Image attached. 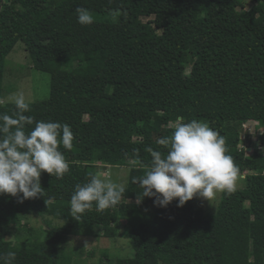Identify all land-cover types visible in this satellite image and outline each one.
I'll list each match as a JSON object with an SVG mask.
<instances>
[{
    "label": "trees",
    "instance_id": "16d2710c",
    "mask_svg": "<svg viewBox=\"0 0 264 264\" xmlns=\"http://www.w3.org/2000/svg\"><path fill=\"white\" fill-rule=\"evenodd\" d=\"M250 3L0 0V98L6 57L21 42L32 67L51 77L48 97L30 101L25 114L67 123L74 134L70 151L60 146L70 171L62 179L42 173L44 196H0V255L15 252L13 264H91L83 248L68 247L70 236L112 239L123 218L136 220L133 253L114 264H264V0ZM77 8L94 23L79 24ZM14 110L0 104V112ZM178 116L218 131L245 174V187L222 192L212 214L194 198L183 207L137 203L142 188L133 180L151 166L147 149L167 154L156 141L172 134ZM247 122L261 128L256 142ZM107 165L128 166L126 192L117 206L94 204L75 220V186ZM23 214L45 226L32 234ZM13 225L26 235L8 238ZM92 264L112 263L103 254Z\"/></svg>",
    "mask_w": 264,
    "mask_h": 264
},
{
    "label": "clouds",
    "instance_id": "9594fccd",
    "mask_svg": "<svg viewBox=\"0 0 264 264\" xmlns=\"http://www.w3.org/2000/svg\"><path fill=\"white\" fill-rule=\"evenodd\" d=\"M77 22L82 26L94 23L90 11L76 9ZM11 101L15 110L11 115L0 112V196L14 197L18 202L44 196L41 175L46 172L62 179L70 171L69 162L60 150L73 148L74 134L67 123L36 120L31 115L30 102L24 92L0 98V104ZM243 124L247 133L248 126ZM30 130L26 131L27 127ZM251 134V133H250ZM252 135V134H251ZM156 143L167 150L149 147L151 166L133 182L142 188V198H153L155 206L166 208L174 200L177 207L195 197L211 200L218 192L235 191L238 181L245 177L227 154L225 138L208 123L195 119L185 122L178 116L172 134L158 138ZM126 186L92 175L87 183L77 184L70 198V213L80 221L93 205L98 211L115 207L120 202ZM15 252L0 255L2 264H13Z\"/></svg>",
    "mask_w": 264,
    "mask_h": 264
},
{
    "label": "rangeland",
    "instance_id": "374dc122",
    "mask_svg": "<svg viewBox=\"0 0 264 264\" xmlns=\"http://www.w3.org/2000/svg\"><path fill=\"white\" fill-rule=\"evenodd\" d=\"M245 7L251 5L250 0H239ZM51 77L48 73L35 70L28 61L27 53L24 49V45L18 42L11 52L6 57L4 67V88L5 93L3 98H7L12 93L22 91L30 101L42 100L48 97L50 89ZM11 102V101H6ZM247 133L252 134V139L255 141L259 125L248 126ZM244 138V137H243ZM243 142L240 145L247 143V140L242 139ZM256 142V141H255ZM248 151H250L248 149ZM97 176L103 179H109L115 183L123 182L126 186L128 181V166H104L99 167ZM245 177V174H242ZM246 185V179L238 181L236 189H242ZM222 192L216 193V195L207 200L201 197L194 198V204L202 209L205 213L212 214L216 211L218 201L221 197ZM21 220L28 226H32V234L40 232L42 226H45L41 217L37 215H21ZM136 222V220L134 219ZM134 221H128L123 218L119 220L117 235L112 238H93V237H73L68 243V247L77 246L83 248L82 255L80 256L83 260L88 262H96L98 258L103 256L109 257L111 263L114 264L118 259L129 256L133 253L131 247V240L128 235V229ZM25 231L18 229L16 225L12 226L11 232L8 233L7 237L16 240L19 236H24ZM26 235V234H25ZM87 252H91V256ZM91 263V264H92Z\"/></svg>",
    "mask_w": 264,
    "mask_h": 264
}]
</instances>
